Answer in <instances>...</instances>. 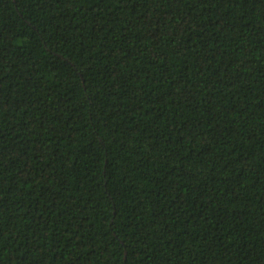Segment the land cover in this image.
<instances>
[{
	"label": "trees",
	"instance_id": "16d2710c",
	"mask_svg": "<svg viewBox=\"0 0 264 264\" xmlns=\"http://www.w3.org/2000/svg\"><path fill=\"white\" fill-rule=\"evenodd\" d=\"M0 264H264V0H0Z\"/></svg>",
	"mask_w": 264,
	"mask_h": 264
}]
</instances>
